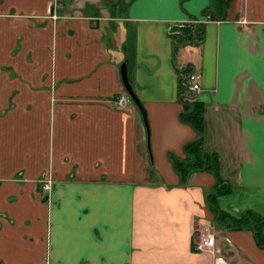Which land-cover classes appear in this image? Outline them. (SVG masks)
Segmentation results:
<instances>
[{"label":"crops","instance_id":"1","mask_svg":"<svg viewBox=\"0 0 264 264\" xmlns=\"http://www.w3.org/2000/svg\"><path fill=\"white\" fill-rule=\"evenodd\" d=\"M68 1L0 0V264H214L205 226L225 264H264L252 229L207 201L227 183L216 204L256 211L264 234V0L215 16L212 0ZM197 18L202 39L174 47ZM186 65L218 166L181 182L167 153L195 135L179 118Z\"/></svg>","mask_w":264,"mask_h":264},{"label":"trees","instance_id":"2","mask_svg":"<svg viewBox=\"0 0 264 264\" xmlns=\"http://www.w3.org/2000/svg\"><path fill=\"white\" fill-rule=\"evenodd\" d=\"M227 1L228 0H212L210 5L206 6L201 13H208L210 16H215L216 10L213 7L216 6L218 10L223 9L224 11ZM218 4H220V6H218ZM223 11L221 13H223ZM185 24L181 32L173 31L171 33L174 47H177L179 44L182 45L193 43L198 40L200 41L203 37L202 23ZM189 69L190 67L188 65H186L184 69H178L177 97L178 101L182 104V109L179 111V118L193 128L195 135L182 143L183 157H178L170 151L167 153L181 182H185L193 171L204 168L215 170L218 166L216 153L206 149L203 144L204 104L196 99L195 93L188 90L187 86L183 84V79ZM215 186V192L207 194V201L210 203L215 213V221L232 228L250 227L253 231L256 244L264 250V234L261 228L263 217L251 208L244 209L239 216H233L221 209L216 204L214 195L216 193L228 192L230 186L223 181H218Z\"/></svg>","mask_w":264,"mask_h":264},{"label":"built area","instance_id":"3","mask_svg":"<svg viewBox=\"0 0 264 264\" xmlns=\"http://www.w3.org/2000/svg\"><path fill=\"white\" fill-rule=\"evenodd\" d=\"M183 84L187 86L188 90L196 93L200 89L199 73L194 69H190L189 71H187L183 79ZM124 98V96H121L119 98V101H124ZM49 186V181L44 182L43 187L45 189L49 188ZM200 234L201 241L196 244V247L199 249L208 248V250H210L215 256L214 264H225L223 256L218 254L219 248L216 245L215 234L206 226L203 228Z\"/></svg>","mask_w":264,"mask_h":264},{"label":"water","instance_id":"4","mask_svg":"<svg viewBox=\"0 0 264 264\" xmlns=\"http://www.w3.org/2000/svg\"><path fill=\"white\" fill-rule=\"evenodd\" d=\"M120 74H121V78H122L125 90L128 93V95L130 96V98L133 100V102L139 108V110L142 114L144 123H145L146 128H147L146 112H145V109H144L141 101L139 100L138 96L136 95L134 89L132 88L129 79H128L127 70H126V61H123L120 65Z\"/></svg>","mask_w":264,"mask_h":264},{"label":"rangeland","instance_id":"5","mask_svg":"<svg viewBox=\"0 0 264 264\" xmlns=\"http://www.w3.org/2000/svg\"><path fill=\"white\" fill-rule=\"evenodd\" d=\"M73 3H74V0H73V2H72V0L68 1V5H70V6H72ZM121 3H122L121 0H116L115 3L113 5H110L109 7L112 8L113 10L117 11V10H119ZM125 4H126V2H125ZM213 8H215L216 11L218 10V8H216V6ZM218 11L222 12L223 9H219ZM194 21L199 22L198 18L195 19ZM188 23L192 24V22H188ZM184 25H186V24L185 23L180 24L179 27H177L176 31L181 32L184 29ZM177 34H179V33H177Z\"/></svg>","mask_w":264,"mask_h":264}]
</instances>
